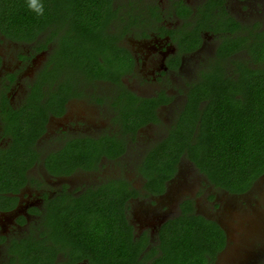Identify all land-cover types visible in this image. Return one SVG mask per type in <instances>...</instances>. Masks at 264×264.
<instances>
[{
  "label": "flooded vegetation",
  "instance_id": "1",
  "mask_svg": "<svg viewBox=\"0 0 264 264\" xmlns=\"http://www.w3.org/2000/svg\"><path fill=\"white\" fill-rule=\"evenodd\" d=\"M97 2L77 24L0 27V264H156L184 237L212 264L228 193L187 157L204 123L239 141L256 113L264 0Z\"/></svg>",
  "mask_w": 264,
  "mask_h": 264
},
{
  "label": "trees",
  "instance_id": "2",
  "mask_svg": "<svg viewBox=\"0 0 264 264\" xmlns=\"http://www.w3.org/2000/svg\"><path fill=\"white\" fill-rule=\"evenodd\" d=\"M40 2L44 5L42 17L28 10L26 0H0L1 30L10 37L18 31L31 32L34 28L33 23L42 24L45 16L49 14L51 21L55 22L59 18L66 17L77 24L80 23L79 12L82 11V6L91 7L100 4L97 0H40ZM245 110L248 113L246 111L241 117L243 138L234 141L227 136L225 141L223 139L226 135L220 132L219 120L215 123L217 127L215 133L210 131V125L204 123L197 137V145L187 157L204 172L211 184L228 194L237 196L248 191L252 183L264 175V31L260 30H256V113L251 108ZM205 112L207 118L209 110ZM181 144L179 143V146ZM182 149L188 151L185 144H182ZM178 159L151 158L148 166L166 165L171 161L176 163ZM211 227V231L214 232L212 240L215 247L220 230L214 225ZM179 240L181 243L178 239H172L163 258L158 259L156 264H199L198 258L203 254L199 252L200 246L194 244L191 237L179 238ZM185 241L188 243H184ZM121 256L122 254L117 253V260ZM137 257L138 253L133 251L131 261L137 262Z\"/></svg>",
  "mask_w": 264,
  "mask_h": 264
},
{
  "label": "rangeland",
  "instance_id": "3",
  "mask_svg": "<svg viewBox=\"0 0 264 264\" xmlns=\"http://www.w3.org/2000/svg\"><path fill=\"white\" fill-rule=\"evenodd\" d=\"M71 63L65 76L70 85L76 88L79 77ZM181 182L179 192L188 194L191 191L189 181L183 179ZM219 196L222 207L216 222L225 232L229 248L218 258L214 257L212 264L264 263V175L256 180L250 192L238 196Z\"/></svg>",
  "mask_w": 264,
  "mask_h": 264
},
{
  "label": "clouds",
  "instance_id": "4",
  "mask_svg": "<svg viewBox=\"0 0 264 264\" xmlns=\"http://www.w3.org/2000/svg\"><path fill=\"white\" fill-rule=\"evenodd\" d=\"M26 5L29 11L34 12L37 16L44 15V5L40 0H26Z\"/></svg>",
  "mask_w": 264,
  "mask_h": 264
}]
</instances>
